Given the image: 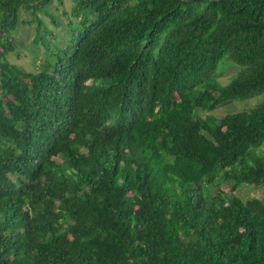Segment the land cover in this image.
Here are the masks:
<instances>
[{
    "label": "trees",
    "instance_id": "16d2710c",
    "mask_svg": "<svg viewBox=\"0 0 264 264\" xmlns=\"http://www.w3.org/2000/svg\"><path fill=\"white\" fill-rule=\"evenodd\" d=\"M53 1L0 0V264H264V194L232 193L264 186V98L210 113L264 93V0H72L23 71L19 9Z\"/></svg>",
    "mask_w": 264,
    "mask_h": 264
},
{
    "label": "rangeland",
    "instance_id": "374dc122",
    "mask_svg": "<svg viewBox=\"0 0 264 264\" xmlns=\"http://www.w3.org/2000/svg\"><path fill=\"white\" fill-rule=\"evenodd\" d=\"M72 6V0H63L62 2L54 0L52 4L44 8V11L50 15L38 11L36 16L32 15L31 10L21 7L18 13V22L13 31L16 46L15 50L7 55L8 61L23 71L33 72L40 70L43 66L53 64L58 52L68 44L79 22V18L72 15ZM34 17H37L38 20H35ZM37 28L40 29L39 32L36 30ZM37 33L41 37L38 41L35 40ZM239 69L237 64L225 57L218 63L213 77L221 85H225L238 73ZM263 98L264 93L243 100H229L220 104L210 113L220 117L226 113L248 110ZM215 185L210 189L211 195L217 193L218 188L227 190L232 188L233 182L218 179ZM232 193L243 201L262 198L264 186L242 183Z\"/></svg>",
    "mask_w": 264,
    "mask_h": 264
},
{
    "label": "built area",
    "instance_id": "2783aa9c",
    "mask_svg": "<svg viewBox=\"0 0 264 264\" xmlns=\"http://www.w3.org/2000/svg\"><path fill=\"white\" fill-rule=\"evenodd\" d=\"M0 84H1V78H0Z\"/></svg>",
    "mask_w": 264,
    "mask_h": 264
}]
</instances>
